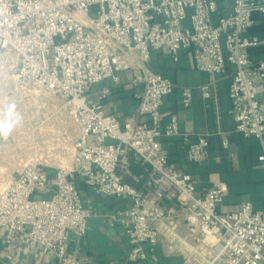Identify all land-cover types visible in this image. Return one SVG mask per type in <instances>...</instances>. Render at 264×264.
<instances>
[{
    "label": "built area",
    "instance_id": "obj_1",
    "mask_svg": "<svg viewBox=\"0 0 264 264\" xmlns=\"http://www.w3.org/2000/svg\"><path fill=\"white\" fill-rule=\"evenodd\" d=\"M219 2L0 0V47L18 55L16 83L58 95L73 129L71 168L50 174L35 161L0 191V236L7 248L16 242L28 250L37 246L59 264H83L68 248L71 234H86L89 214L76 180L82 176L97 194L129 200L124 225L132 262L145 260V245L163 242L184 264H264V213L249 202L220 213L216 207L225 185L214 183L197 194L193 177L168 161L161 142L187 136L179 132L177 116L163 124L159 107L174 88L169 78L149 72L133 76L132 85L142 86L138 115L147 117L139 123L121 124L87 101L92 84L107 78L119 82L117 74L130 68L131 54L145 63L151 52L165 51L174 61L180 51L190 52L198 71L223 74L231 68L229 113L235 131L260 141L258 160L264 163V58L254 62L248 53L264 45V37L249 34L252 15L264 14V0H229L225 13ZM200 90L209 97L205 87ZM184 92L182 104L188 107L191 95ZM208 138L198 134L188 144L189 163L205 161ZM128 151L140 166L132 177L140 189L119 174Z\"/></svg>",
    "mask_w": 264,
    "mask_h": 264
},
{
    "label": "crops",
    "instance_id": "obj_2",
    "mask_svg": "<svg viewBox=\"0 0 264 264\" xmlns=\"http://www.w3.org/2000/svg\"><path fill=\"white\" fill-rule=\"evenodd\" d=\"M228 5L229 0H220L222 13H225ZM252 20L254 24L249 34L263 38L264 14L254 13ZM248 53L254 62L259 61L264 58V45L251 48ZM148 59L144 63L136 54L129 55L127 60L130 68L117 74L119 82L115 83L107 78L92 84L86 93L88 103L99 105L106 115L116 117L121 124L146 121V116L138 115L136 96L142 91V86L132 85L133 76L149 72L169 78L174 88L170 95L163 98L159 107L164 114L163 124L168 122L170 115H175L179 132L187 134L186 137L177 136L161 142L170 164L175 170L193 177L197 194L214 183L224 184L226 195L216 207L220 213L237 211L246 202L251 204L252 210L264 213V163L258 160L261 144L256 138L243 137L235 131L234 119L229 113L228 88L233 75L231 68L228 67L223 74L198 71L190 52L185 51H180L178 60L175 61L165 51L151 52ZM202 87L207 89L208 98L203 96L200 90ZM186 90L191 95L188 107L182 104ZM261 98L264 100V93ZM17 103L16 96H0V134L9 133L7 130L9 131L10 125L9 128L1 129V120L4 124L5 120L12 118ZM46 108H52L54 112L49 114L50 117L48 113H43V119L56 127L54 130L58 132L67 120L63 112V100L42 103V109ZM47 124L45 122L46 126ZM202 133L209 135L205 161L191 164L186 159V148L194 142L196 135ZM223 139L227 142V147L223 146ZM122 162L124 164L119 169L121 179L140 189V184L132 179L140 173V166L134 161L133 154L126 152ZM76 180L82 208L89 217L84 236L70 235V255L82 260L83 264H184L181 255L169 251L163 242L154 246L145 245V260H128L130 247L124 223L125 212L130 206L129 200L125 197L97 194L87 186L82 176H77ZM51 189L52 185L49 186V191ZM181 232L184 234V229ZM0 264L59 263L54 256L41 254L37 246L28 250L16 242L7 248L1 235Z\"/></svg>",
    "mask_w": 264,
    "mask_h": 264
},
{
    "label": "rangeland",
    "instance_id": "obj_3",
    "mask_svg": "<svg viewBox=\"0 0 264 264\" xmlns=\"http://www.w3.org/2000/svg\"><path fill=\"white\" fill-rule=\"evenodd\" d=\"M19 64L15 51L0 47V96H16L18 100L12 118L5 120L4 124L1 120V129L9 128V125L10 129L7 130L9 133L0 134V191L11 177L35 161L39 163L41 170H48L50 174L59 167L72 166L70 136L73 129L64 107L63 112L67 120L58 132L54 130L56 127H52L50 122L43 119V113H48L50 117L49 114L54 112V109H42V103L62 99L58 95L44 94L41 89L32 85L18 86L16 73ZM45 122L48 123L47 126ZM50 126L52 131L49 130Z\"/></svg>",
    "mask_w": 264,
    "mask_h": 264
}]
</instances>
